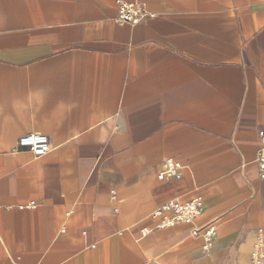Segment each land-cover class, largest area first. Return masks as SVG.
I'll list each match as a JSON object with an SVG mask.
<instances>
[{"label": "crops", "instance_id": "1", "mask_svg": "<svg viewBox=\"0 0 264 264\" xmlns=\"http://www.w3.org/2000/svg\"><path fill=\"white\" fill-rule=\"evenodd\" d=\"M118 1L155 17L121 26ZM263 131L264 0H0V264H251ZM35 133L45 157L17 150Z\"/></svg>", "mask_w": 264, "mask_h": 264}, {"label": "built area", "instance_id": "2", "mask_svg": "<svg viewBox=\"0 0 264 264\" xmlns=\"http://www.w3.org/2000/svg\"><path fill=\"white\" fill-rule=\"evenodd\" d=\"M155 15L150 13L145 3L135 1L127 3L118 1V15L116 23L124 25L137 26L145 19L154 18ZM261 146L257 154V167L260 180L264 181V131L260 133ZM51 143L47 135L29 134L20 137L17 141V150L25 149L33 153L36 158L47 156L51 152ZM184 170L183 165L175 160H166L162 164V169L158 174L160 181H170L179 177ZM113 199L117 198L115 191L112 192ZM205 208L202 198H197L188 203L171 201L157 209L153 215L159 222L160 229H166L178 224L192 225L199 218ZM192 235L204 240V250L208 252L212 249L213 242L217 236V227L208 226L204 229L195 228ZM251 264H264V231L259 229L257 242L251 253Z\"/></svg>", "mask_w": 264, "mask_h": 264}]
</instances>
